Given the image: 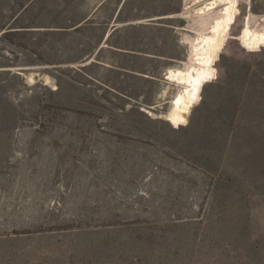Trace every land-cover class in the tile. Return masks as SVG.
Masks as SVG:
<instances>
[{
    "label": "rangeland",
    "instance_id": "rangeland-1",
    "mask_svg": "<svg viewBox=\"0 0 264 264\" xmlns=\"http://www.w3.org/2000/svg\"><path fill=\"white\" fill-rule=\"evenodd\" d=\"M190 1L0 0V264H264V0H206L173 125Z\"/></svg>",
    "mask_w": 264,
    "mask_h": 264
},
{
    "label": "bare ground",
    "instance_id": "bare-ground-1",
    "mask_svg": "<svg viewBox=\"0 0 264 264\" xmlns=\"http://www.w3.org/2000/svg\"><path fill=\"white\" fill-rule=\"evenodd\" d=\"M186 6H187V3H186ZM187 7L191 8L190 14L194 16L195 18V22H196L195 25L197 26V31L194 36L187 34L188 35L187 41L190 44L189 55H188V58L186 59L187 61H184L183 65L169 67L166 71V76H165V78L170 83H174L175 85H177L174 96L172 97L169 103L168 110L163 115V118H165L168 122H170L173 125L178 123L180 114L184 110L183 105L186 102V93H187L188 86L191 80L193 66H194L196 58L198 57V54L203 49V47L206 45L204 33H205V29L207 25L210 22V18L214 10L213 8H210L208 6V2L206 0H191ZM248 14H249L248 17L250 19L264 20V15H255L251 11V9L248 12ZM183 39H184V36H183ZM44 81L46 85L50 84L51 77L45 74ZM33 83H34V80L31 75L29 84H33Z\"/></svg>",
    "mask_w": 264,
    "mask_h": 264
},
{
    "label": "trees",
    "instance_id": "trees-1",
    "mask_svg": "<svg viewBox=\"0 0 264 264\" xmlns=\"http://www.w3.org/2000/svg\"><path fill=\"white\" fill-rule=\"evenodd\" d=\"M102 4H104V3H102ZM244 21H246V19L244 20ZM247 22H249V21H247ZM248 26V25H247ZM248 27H251L252 29H255V27H257V26H248ZM259 27H261V26H259ZM243 31H244V34H246V33H248V31L244 28V25H243ZM255 32V31H254ZM251 37H256V38H258V34L257 33H253V35H251ZM224 41H226V39L225 40H220V41H218L217 43L215 42V49H214V51L213 52H215V54L217 55V56H219V53L221 52V50H222V47H223V45H224ZM241 44V46L242 45H244V43L242 44V43H240ZM117 47H120V48H123V49H126L125 47H122L120 44L117 46ZM242 49H243V47H242ZM218 59V58H217Z\"/></svg>",
    "mask_w": 264,
    "mask_h": 264
},
{
    "label": "water",
    "instance_id": "water-1",
    "mask_svg": "<svg viewBox=\"0 0 264 264\" xmlns=\"http://www.w3.org/2000/svg\"><path fill=\"white\" fill-rule=\"evenodd\" d=\"M158 18L160 19V18H163V17H158ZM158 18H154V19H158ZM31 75H32L34 81H39V80H41L43 78V73L42 72L24 73L25 82H29L30 81V76ZM165 76H166V74H165Z\"/></svg>",
    "mask_w": 264,
    "mask_h": 264
}]
</instances>
